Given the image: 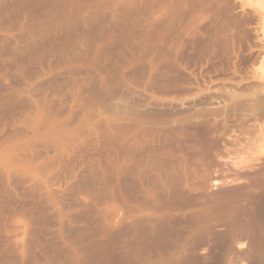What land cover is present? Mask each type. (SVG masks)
<instances>
[{
    "label": "bare ground",
    "instance_id": "1",
    "mask_svg": "<svg viewBox=\"0 0 264 264\" xmlns=\"http://www.w3.org/2000/svg\"><path fill=\"white\" fill-rule=\"evenodd\" d=\"M233 9L231 0H0V264L36 260L33 247L59 248L67 224L77 221L97 225L104 238L115 228L140 227L136 212L122 220L110 207L130 183L148 193L138 167L153 159L145 128L159 112L122 102L131 89L116 75L177 77L185 69L178 37L197 30L205 15L222 12L237 22ZM175 22L185 27L171 42ZM129 103L153 104L141 96ZM69 195L80 217L68 216ZM93 235L79 232L78 241Z\"/></svg>",
    "mask_w": 264,
    "mask_h": 264
},
{
    "label": "rangeland",
    "instance_id": "2",
    "mask_svg": "<svg viewBox=\"0 0 264 264\" xmlns=\"http://www.w3.org/2000/svg\"><path fill=\"white\" fill-rule=\"evenodd\" d=\"M233 1L239 23L217 12L183 37L184 28L177 29L185 27L180 22L189 27V10L186 21L174 23L171 42L175 35L184 42L185 69L177 77L151 79L143 70L128 71L127 78L116 75L131 89L122 102L140 112H159L145 128L150 140L145 152H153V159L147 166L136 162L145 171L148 193L130 183L116 192L111 203L117 206L110 207L120 219L136 212L140 227L115 228L104 238L97 225L77 221L75 232L74 224H67L65 244L48 251L33 247L36 260L28 264H46L48 256L52 264H264V22L258 16L263 3ZM140 96L153 104L129 103ZM99 192L104 195L101 187ZM66 197L71 209L73 196ZM76 204L68 216L80 217ZM79 232L94 235L78 241Z\"/></svg>",
    "mask_w": 264,
    "mask_h": 264
}]
</instances>
